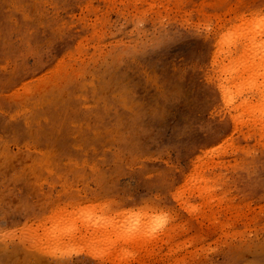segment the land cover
Wrapping results in <instances>:
<instances>
[{
    "label": "rangeland",
    "instance_id": "obj_1",
    "mask_svg": "<svg viewBox=\"0 0 264 264\" xmlns=\"http://www.w3.org/2000/svg\"><path fill=\"white\" fill-rule=\"evenodd\" d=\"M262 1L0 0V264H264V117L225 105L212 46Z\"/></svg>",
    "mask_w": 264,
    "mask_h": 264
},
{
    "label": "bare ground",
    "instance_id": "obj_2",
    "mask_svg": "<svg viewBox=\"0 0 264 264\" xmlns=\"http://www.w3.org/2000/svg\"><path fill=\"white\" fill-rule=\"evenodd\" d=\"M234 7H235V5H233V8ZM236 7H235V9L238 8V7L237 8ZM228 10H231L234 12L232 14L233 16H231V17L228 16L229 19L226 18V19L220 20L216 16V18L214 20V21H216V20L217 21L220 20V21L217 22V23H219V24H217V26H218L217 36H216L215 42H213L212 46L215 45V48H216V50L214 51V57L216 58V61L219 59L224 61L223 58H226L225 60L227 61V64H232L234 66L226 65L221 69V73L224 77L219 80L220 83L218 84V89H219V92L221 93L223 101L225 102V105L227 107H230L234 104L233 102H235L234 99H235V97H237V95L242 93V95L246 96L243 98L244 100L242 101L241 104H242V106H244L243 114L247 116L246 126L249 127L250 125L257 123V121L258 122L260 121V119H259L260 117H258L259 120L257 119L258 114L260 116L264 117V1L253 4L252 6L245 8L241 12H238V11L235 12L234 9L232 10V7ZM225 11L227 12V10H225ZM228 13H229V11H228ZM226 15H227V13H226ZM222 17H224V16H222ZM222 17H220V18H222ZM260 70H262V71L260 72ZM234 78L239 79L240 81L238 83H233ZM249 94H251V96L248 98L247 96ZM251 99H255L256 101L257 100L261 101V103L259 104L258 101L253 102ZM263 125H264V123H263ZM198 190L200 193H204L205 187H199ZM96 203H97V201H96ZM91 209H92V207H91ZM100 210H102V209H100ZM61 211H62V209H61ZM88 212H90V211H88ZM71 213H73V211ZM66 215H68V214L66 213ZM70 216H71V214H70ZM58 217H60V216H58ZM87 217H89V215ZM54 218H57V217H54ZM64 218L62 220L63 222L61 223V221H60V224H59V225L62 224L61 228H59L58 225L56 226L59 228V231H61V233H59L61 236H65V235L69 236V235H71V232L73 230L77 229V227H76L77 219L80 218L83 221V216H80V215L78 216V218H77V216L74 218L71 217L72 219L67 220L66 222H64L65 221ZM144 218L149 219L150 215L145 216ZM51 219H53V217ZM89 219L86 218L85 220L87 222H90V223L92 222L91 228L95 229L94 235H96V232H98L99 236L100 235L102 236V240L109 239L110 234L114 233V235L116 236V239L114 240V242L123 241L124 243L133 244L138 248V251H142V252L147 250L148 244H150L149 249H151V250L153 249L152 246L155 247L157 245V242H158L157 236H155V234L149 233L148 231H144V229L139 230V231L136 230L135 232H131L132 233L131 234L129 232H123L122 231V228H123L122 225H120V226L118 225V227H121L120 230L116 227L117 224H119L120 222L114 221L110 224L104 223L103 226L101 225L102 227H99L98 225H99V223L101 224L102 218L101 219L98 218L99 220H95V221H92L93 219H91V218H89ZM50 220H49V222H50ZM58 220H59V218H58ZM52 222L53 221H51V223ZM54 222H56V221H54ZM81 225H82V223H81ZM52 226H54V224ZM83 227H84V225H83ZM86 227H87V225H86ZM95 227H99L100 229L98 228L99 229L98 230ZM58 228H56L57 232H58ZM108 228H111L112 231L109 230ZM174 228L175 227H171L167 230L165 229L166 231L165 232L163 231L164 233L162 232L163 240L165 238L167 240L165 242H169L168 246L166 245L167 246L166 247L167 248V251H166L167 254L165 252V255H167L168 257H172L175 254L174 252L182 247V245L176 244L175 241L171 242L172 236H173L175 229H176V228L175 229ZM45 229H46V227H45ZM137 229H139V228H137ZM52 230L56 233L55 229H52ZM52 230H51L50 235L52 234L55 236V233L52 232ZM89 230H91V229L89 228ZM43 232H44V230H43ZM47 232H48V230H47ZM58 235H56V236L58 237ZM106 235H107V237H106ZM34 240H35V238H34ZM159 240L162 242L161 239H159ZM165 242H164V244H165ZM165 249H163V250H165ZM160 250H161V248H160ZM149 252L150 251L148 250V253ZM116 253H117L116 251L115 252L114 251L110 252V250L105 251L106 257L110 256V255L111 256L114 255L112 257H115ZM144 253H147V252L145 251ZM150 253H152V252H150ZM154 253H155V250H154ZM172 259H173V257H172Z\"/></svg>",
    "mask_w": 264,
    "mask_h": 264
}]
</instances>
